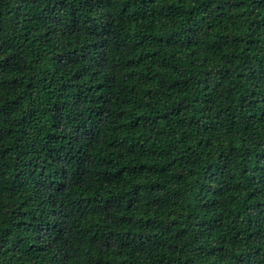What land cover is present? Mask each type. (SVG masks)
I'll use <instances>...</instances> for the list:
<instances>
[{"label":"trees","instance_id":"16d2710c","mask_svg":"<svg viewBox=\"0 0 264 264\" xmlns=\"http://www.w3.org/2000/svg\"><path fill=\"white\" fill-rule=\"evenodd\" d=\"M0 264H264V0H0Z\"/></svg>","mask_w":264,"mask_h":264}]
</instances>
